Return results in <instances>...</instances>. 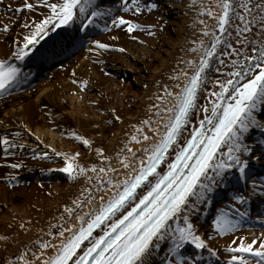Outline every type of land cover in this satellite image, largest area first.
Returning a JSON list of instances; mask_svg holds the SVG:
<instances>
[{
	"label": "bare ground",
	"instance_id": "obj_1",
	"mask_svg": "<svg viewBox=\"0 0 264 264\" xmlns=\"http://www.w3.org/2000/svg\"><path fill=\"white\" fill-rule=\"evenodd\" d=\"M26 2H31L33 8L16 11L18 5ZM56 2L0 0V59L14 57L28 31L24 25L27 23L31 28L50 15L52 10L47 5ZM161 3L159 14L168 19L167 28L151 37L126 39L115 49L91 43L99 40L110 46L111 39L118 35V31L110 32L109 15L105 14L93 18L95 27L82 24L80 19L59 26L53 22L48 26V35L30 46L32 50L24 57L59 35L75 37L77 29L85 37L81 39L82 48L70 59L23 88L13 87L0 97V141H4L0 143V264H44L96 206L114 195L146 160L147 151L158 143L167 127V118L172 116L164 109L176 105L173 94L180 93L201 56L206 55L205 49H211L214 37H220L215 52L207 57L209 63L202 73L196 103L182 125L179 140L165 152L160 170L169 164L192 128L211 115L206 109L215 100L212 93L220 90L218 81L230 78L231 61L236 58L228 44L240 47L236 44L235 27L229 25L227 32H220L217 16L221 10L216 0H161ZM114 8L115 12L122 10L119 5ZM206 9L214 10L213 14L209 15ZM76 13L79 17L80 13ZM4 23L9 24L7 31L2 27ZM99 69L109 76L103 77ZM226 102L229 101H221ZM255 114L258 121H264V104L258 106ZM256 129L260 128L253 125L243 134L244 143L251 149L242 154L244 161L258 151L249 137ZM145 135L147 139L143 138ZM28 155L33 158H27ZM70 162L73 171H64ZM16 164L20 166L14 167ZM78 167L85 171L79 172ZM224 176L211 185L209 198L221 187ZM30 178L48 181L47 186L44 183L46 191L37 190L35 183L29 184L26 180ZM20 181H26L25 185ZM21 186L22 191H12L13 187ZM207 202L205 199L188 215L214 249L208 243L210 233L203 225ZM248 225L249 228L241 230L244 241L256 239L259 243L264 239V229L256 230V225L250 222ZM60 232L63 236L58 235ZM229 238L217 239L226 242ZM45 242L49 246L42 248ZM167 247L164 242L150 264H160L161 257L167 258ZM196 252L202 253L203 261L213 259L207 249H194L192 255Z\"/></svg>",
	"mask_w": 264,
	"mask_h": 264
},
{
	"label": "snow or ice",
	"instance_id": "obj_2",
	"mask_svg": "<svg viewBox=\"0 0 264 264\" xmlns=\"http://www.w3.org/2000/svg\"><path fill=\"white\" fill-rule=\"evenodd\" d=\"M37 2L42 4L44 0ZM216 3L221 10L217 16V27L224 33L227 32L229 25H233L236 44L240 47L228 44L236 58L231 61L230 78L218 81L220 90L212 93L215 100L212 107L206 109L211 115L204 117L201 127L193 129L191 138L180 148L176 159L169 164L168 171L162 176L157 173L156 165L178 138L182 125L188 120L190 109L196 103L202 73L209 63L207 57H211L215 52V45L220 37H214L213 47L205 49L206 55L201 56L199 65L191 74L190 80L185 82L182 91L173 94L176 97V105L164 109L173 115L167 118L166 131L161 134L160 141L147 151L149 163L141 164L140 171L134 179L123 181L124 187L115 198L102 205L99 211H94V218L90 219L86 226H81L78 231L72 233L66 242L61 241L56 253L48 257L44 264H69L70 261L73 264H150L151 258L158 253L164 242L168 244L166 249L168 258L161 257L160 264H204L201 252L187 256L183 254L182 250L186 251V245L189 244L194 249H207L209 257L217 256L216 250L208 246L188 213L205 199H209L211 185L217 182V178H223L225 170L235 167L239 169L242 178L246 176L247 161L242 160L241 156L249 153L251 149L244 143L243 134L253 125L264 129V121H258L255 114L258 106L264 104V0H259L258 3L254 0H216ZM92 4L93 0H57L56 3H48L47 7L52 10L50 15L34 23L31 28L27 23L24 25L28 31L24 36L23 45L13 53L14 57L18 60L23 59L27 52L32 50L30 46L39 42L38 38L48 35L50 30L48 26L53 22H56L57 26L67 25L76 19H80L84 25L93 23V18L102 13L99 10H92L91 15H85ZM132 7L139 12L142 7L140 0H132ZM151 7L156 5L153 4ZM23 8L32 9L33 4L22 3L16 7V11ZM77 8L79 17L76 13ZM206 11L212 15L214 10ZM237 20L239 23H234ZM117 22L127 24L129 32L134 28L143 27L126 21L123 16L116 17L112 23L115 25ZM2 27L7 31L9 24L4 23ZM91 43L101 48L110 47L99 40ZM220 63L223 64V61ZM19 71L15 64L0 59V89H4L14 80ZM226 93L229 95H225ZM143 138L148 137L145 135ZM79 139L85 144H90L84 137ZM132 139L135 140L136 135H133ZM98 151L102 152L103 149ZM73 167L70 162L64 171L72 172ZM92 167L95 169L96 166ZM77 170L85 171L82 167H78ZM149 173L155 174V183L150 184L148 190L139 198V202L133 204L130 210L108 225L102 235L95 237L94 242L89 243L81 253H78L77 249L81 247V242L91 235L92 229L98 227L107 216L114 215L122 208L135 194V189L148 179ZM253 186L255 187V181ZM235 199L242 203L245 201V197L240 195H236ZM173 222H176L175 227ZM240 225L239 219L234 220L223 212L218 213L213 220V227L220 235L234 232ZM68 231L71 233L72 230ZM63 234L58 233L60 236ZM48 246L46 242L41 244L42 248ZM228 251L238 254L230 255L227 264H264V239H260L258 243L256 239L249 242L241 237L240 242L234 247L228 246ZM208 264L214 262L209 259Z\"/></svg>",
	"mask_w": 264,
	"mask_h": 264
},
{
	"label": "rangeland",
	"instance_id": "obj_3",
	"mask_svg": "<svg viewBox=\"0 0 264 264\" xmlns=\"http://www.w3.org/2000/svg\"><path fill=\"white\" fill-rule=\"evenodd\" d=\"M155 4L156 7H151V5ZM161 0H140V5H142L141 10L137 12L135 7H132V0H122L121 7L122 10L120 12L113 13L108 20L110 25V32L118 31V35L113 37L110 41V47L115 49L124 43L126 39H136L139 35H144L146 37H151L159 30L164 31L165 28L169 25L168 19L161 16L159 14L161 8ZM123 16L126 21H132L134 23L140 24L143 27L134 28L133 31L129 32L127 28V24H113V20L116 17ZM151 25V27H149ZM99 72L102 73L103 77H108V72L103 69H99ZM254 134V133H253ZM264 140H254V143L258 145V143L263 144ZM27 158H33V155H28ZM29 184H36V189H43L46 191V186L48 181L38 180L36 178H30V180H26ZM25 181H23V184ZM44 183L46 186H44ZM23 190V186L21 187H13V192H20ZM217 215H211L205 218L203 225L205 229L210 233L209 244L214 247L217 252V262L214 264H227V256L234 255L238 253H231L228 251V246L232 245L233 247L240 242V238L243 237L241 229L238 227L234 232H228L224 235H220L216 232L213 227V220ZM262 234V233H260ZM230 237L226 242H219L217 238H225ZM168 258V257H167ZM204 264H208V260L204 261Z\"/></svg>",
	"mask_w": 264,
	"mask_h": 264
}]
</instances>
